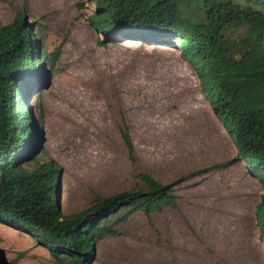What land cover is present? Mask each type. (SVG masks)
<instances>
[{
	"label": "rangeland",
	"instance_id": "rangeland-1",
	"mask_svg": "<svg viewBox=\"0 0 264 264\" xmlns=\"http://www.w3.org/2000/svg\"><path fill=\"white\" fill-rule=\"evenodd\" d=\"M93 12L90 0H0V24L23 15L46 54L38 56L47 78H28L37 82L28 104L39 146L62 167V211L83 210L96 195L143 188L141 172L176 182L177 192L193 187L206 199H230L219 210L212 202L204 220L186 219L178 207L155 211L150 219L136 212L116 235L99 240L92 264H264L254 218L263 189L244 163L255 188L250 195L243 183L241 191L231 169L239 161L200 171L234 158L235 145L179 50L141 39L103 44L89 22ZM123 123L135 160L120 134ZM240 196L243 207L234 209L231 197ZM0 249V264H54L31 236L2 224Z\"/></svg>",
	"mask_w": 264,
	"mask_h": 264
},
{
	"label": "trees",
	"instance_id": "trees-1",
	"mask_svg": "<svg viewBox=\"0 0 264 264\" xmlns=\"http://www.w3.org/2000/svg\"><path fill=\"white\" fill-rule=\"evenodd\" d=\"M90 1L89 22L102 34L101 43L141 39L179 50L236 147L234 158L200 171L237 161L248 166L263 189L254 218L264 245V0ZM38 40L23 15L0 24V224L31 236L54 264H92L99 240L116 235L132 214L150 219L155 211L177 208L176 182L141 172L143 188L96 195L83 210L62 211L57 192L62 167L39 146L28 104L37 85L28 78L48 74ZM120 134L135 160L124 123Z\"/></svg>",
	"mask_w": 264,
	"mask_h": 264
},
{
	"label": "crops",
	"instance_id": "crops-1",
	"mask_svg": "<svg viewBox=\"0 0 264 264\" xmlns=\"http://www.w3.org/2000/svg\"><path fill=\"white\" fill-rule=\"evenodd\" d=\"M218 125H220V124H218ZM233 155H236L235 146H234V149L232 151V156ZM231 169H235V171H234L235 174L238 173L237 174L238 178L235 180V182L236 181L239 182V186L242 189L241 191H243V183L244 184L246 183V189L249 191L250 195H252L253 190L255 188L254 184H253V178H251L250 174H248L246 172L244 162H242V161L237 162L235 165H233L231 167ZM252 175H253V173H252ZM244 176H248L247 181H244V179H243ZM254 179H255V177H254ZM234 186H236V185H234ZM175 192L178 195L177 207L179 208V210L181 211V214L186 219H189V218H194V219L199 218L201 220L207 219V218L211 217V213H209V212L213 211V206L211 205L212 202L215 201V203H216V205L214 206V209L219 210L224 205V203L228 202V200L230 199L229 197H227V199L226 198L223 199L222 196L221 197L217 196L216 198H214L212 194H210V196H211L210 199H206L202 189L201 190H195V189H193V187L185 188L179 192H177V191H175ZM234 196L236 197V195H234ZM231 198L234 201L233 202L234 209H236V204L238 206V203L241 204V206L243 207L242 204L245 202V200L243 199L242 196H240L239 199H236V198L233 199V197H231ZM212 199H214V200H212ZM250 200L251 199H249V202H247V204H250ZM256 203L257 202L254 203V207H255ZM164 209H175V208L165 207V208H163V210ZM201 225H204V224H201Z\"/></svg>",
	"mask_w": 264,
	"mask_h": 264
},
{
	"label": "bare ground",
	"instance_id": "bare-ground-1",
	"mask_svg": "<svg viewBox=\"0 0 264 264\" xmlns=\"http://www.w3.org/2000/svg\"><path fill=\"white\" fill-rule=\"evenodd\" d=\"M2 228H4V227H2Z\"/></svg>",
	"mask_w": 264,
	"mask_h": 264
}]
</instances>
